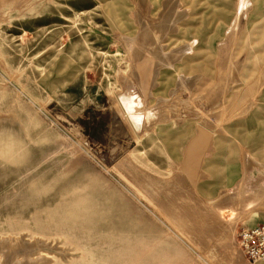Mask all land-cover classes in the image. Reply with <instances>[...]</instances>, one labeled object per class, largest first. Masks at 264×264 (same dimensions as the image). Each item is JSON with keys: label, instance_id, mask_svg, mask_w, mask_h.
Wrapping results in <instances>:
<instances>
[{"label": "rangeland", "instance_id": "rangeland-1", "mask_svg": "<svg viewBox=\"0 0 264 264\" xmlns=\"http://www.w3.org/2000/svg\"><path fill=\"white\" fill-rule=\"evenodd\" d=\"M250 155L264 0H0V264H247Z\"/></svg>", "mask_w": 264, "mask_h": 264}, {"label": "clouds", "instance_id": "clouds-1", "mask_svg": "<svg viewBox=\"0 0 264 264\" xmlns=\"http://www.w3.org/2000/svg\"><path fill=\"white\" fill-rule=\"evenodd\" d=\"M117 103L120 106L118 113L121 120L135 133H140L145 126L159 118L157 109L146 108L141 97L135 91L121 93L117 97Z\"/></svg>", "mask_w": 264, "mask_h": 264}, {"label": "built area", "instance_id": "built-area-1", "mask_svg": "<svg viewBox=\"0 0 264 264\" xmlns=\"http://www.w3.org/2000/svg\"><path fill=\"white\" fill-rule=\"evenodd\" d=\"M238 236L247 264H264V225L243 228Z\"/></svg>", "mask_w": 264, "mask_h": 264}, {"label": "crops", "instance_id": "crops-1", "mask_svg": "<svg viewBox=\"0 0 264 264\" xmlns=\"http://www.w3.org/2000/svg\"><path fill=\"white\" fill-rule=\"evenodd\" d=\"M166 69H167V70H171V69H173V68H172V67L170 68V67H167V66H166ZM248 158H249V160H250L248 164L254 163V164H256V165H259V166L264 167V163H261L259 160L254 159L253 157H251V155H250ZM250 162H251V163H250Z\"/></svg>", "mask_w": 264, "mask_h": 264}]
</instances>
